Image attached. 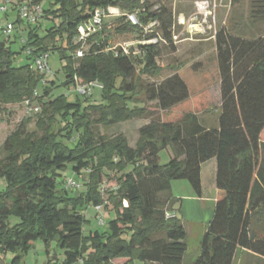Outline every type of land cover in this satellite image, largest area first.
I'll return each mask as SVG.
<instances>
[{
    "label": "trees",
    "instance_id": "1",
    "mask_svg": "<svg viewBox=\"0 0 264 264\" xmlns=\"http://www.w3.org/2000/svg\"><path fill=\"white\" fill-rule=\"evenodd\" d=\"M250 4L251 23H263L264 0ZM24 5L40 7L41 15L30 23L20 19L18 8L8 22L28 26L18 52L10 46L13 31L0 33V105L29 100L39 111L2 147L0 264L8 254L5 264H22L36 241H42L46 255L51 248L62 251V264H183L186 233L173 212L171 183L186 181L199 194L201 165L211 160L216 200L192 264H233L238 249L264 258V36L248 40L221 30L213 51L150 82L163 70L161 43L171 42L170 8L153 11L147 0H27ZM108 7L124 15L87 38L77 58L78 26ZM3 16L8 20L9 11ZM43 18L48 26L39 34L36 24ZM155 22L157 27L145 31ZM152 39L158 42L138 44L128 55L119 47L106 51L112 42ZM42 53L58 55L64 86H75V78L81 85L99 83L101 102L83 104L92 94L83 96L84 102H70L65 95L50 99L52 84L42 85L43 75L32 67ZM22 54L26 63L15 65ZM214 85L221 105L216 125L205 127L198 115L207 110ZM134 120L147 121L134 147L123 135L109 138L96 130ZM31 123L34 131L27 130ZM163 150L170 157L160 164ZM68 167L74 175H87L78 194V188H64V181L74 178L60 180ZM104 183L115 187L105 199ZM88 208L113 216L85 234ZM167 213L175 217L168 219ZM48 259L55 264V257Z\"/></svg>",
    "mask_w": 264,
    "mask_h": 264
},
{
    "label": "rangeland",
    "instance_id": "2",
    "mask_svg": "<svg viewBox=\"0 0 264 264\" xmlns=\"http://www.w3.org/2000/svg\"><path fill=\"white\" fill-rule=\"evenodd\" d=\"M153 6V11L158 9L159 6H166L170 8L173 13V28L171 30V42H162V51L160 55L159 63L163 70L159 74V78H155L150 82H160L173 75L176 71L184 69L189 64L194 62L197 58L206 55L207 53L215 49V36L223 30L225 33L229 32L233 36L242 37L248 40H256L259 37L264 36V22L263 23H251L250 0H147ZM27 0H14L10 3V0H4L1 4L8 6L9 16L6 20L2 15L0 19L1 24L6 25L7 22L15 20L16 10L24 5ZM0 4V5H1ZM204 4V5H201ZM14 6V11H12ZM42 9L46 8V4L40 6ZM106 14V13H105ZM107 15V14H106ZM116 17H105L104 24H111L118 19ZM40 16L38 17V19ZM183 18L181 23L180 19ZM41 23L38 33L42 34V30L48 26V22L45 18L40 19ZM31 27V26H30ZM14 30L10 37V46L14 52H18L23 46L22 41L27 37L28 26L26 25H14ZM18 28V29H16ZM15 35L17 37H15ZM118 43L112 42L110 48L116 46ZM87 47V46H86ZM85 47V48H86ZM26 63L24 54L20 55L15 65ZM47 66L49 69V75L43 76L44 82L42 85L50 86L52 93L50 99H53L59 95H65L70 102L75 99H79L84 102L83 96H78L75 90V86H64L65 80L64 73L61 70L62 64L59 61V57L56 53L48 55ZM92 97H89L83 104H99L101 102V90L92 89ZM47 98V99H49ZM24 100L18 104L0 105V159L4 157L3 144L7 137L17 128V126L27 118H34V114L27 113L24 107ZM88 102V103H87ZM208 108L207 110L199 114L198 116L206 120L207 125H213L216 123V118L219 114V108L221 105L219 85H214L209 89V95L207 98ZM147 106L152 107L151 104ZM215 121V122H214ZM147 123L146 120H134L125 123H120L113 126L101 127L97 126L96 130L99 134L106 137H115L123 135L130 147H134L138 139V129ZM28 131H34V123L27 126ZM169 160L167 151L163 150L159 153L160 164H165ZM209 162V161H208ZM207 163V162H206ZM205 164V163H204ZM214 163L206 164L202 169V180L204 185V193L209 196L211 186L214 178ZM87 175L85 173L74 175L71 172L70 167L61 175L60 180L65 177L74 178L79 185L75 194H78L84 190V184L86 182ZM4 188V182L0 179V189ZM115 187L111 184L104 183L101 187L103 198H106V192L114 190ZM83 214L89 222V228L84 231L88 234L90 231L100 229L99 220L102 224L111 218L113 215L108 214L101 208L86 209ZM105 226V225H104ZM185 239L187 247L183 264H192L200 252V244L203 239V232L201 228L193 227L188 229ZM55 257V264L63 263V252L50 250V255H46L45 248L42 241H36L31 244V247L22 260V264H52L49 263V257ZM11 255L1 256L2 263H8L11 259ZM124 260H116L112 264H124ZM233 264H264V258L247 253L244 250H237Z\"/></svg>",
    "mask_w": 264,
    "mask_h": 264
},
{
    "label": "built area",
    "instance_id": "3",
    "mask_svg": "<svg viewBox=\"0 0 264 264\" xmlns=\"http://www.w3.org/2000/svg\"><path fill=\"white\" fill-rule=\"evenodd\" d=\"M201 5H204V4H201ZM7 12H8V6L6 4H1L0 14L5 15L7 14ZM40 15H41V9L38 6L28 7L25 5H21L19 7V16L21 20H24L30 23L35 22V20L38 19ZM123 15L124 14L118 8H115V7H108L106 9H96L93 12L92 17L86 22L80 24L77 28L78 37L76 38V42L80 44L81 48L77 50L76 57L81 58L83 56V50L86 47L87 38H89L92 34L98 32L99 30H101L104 24L105 17H116V16L121 17ZM127 18L131 22V24L133 25L136 24V20L134 16H127ZM157 26H158L157 22L152 23L146 27L145 31H150V29L155 28ZM13 29H14V26L11 23L7 22L6 25H3L0 22V33L4 34L5 36L10 35ZM157 42H158L157 39H152L149 41H141V42H122L112 48L106 49V51L108 50L113 51L114 49L119 47L122 50V53L124 55H128L130 48H134L138 44L146 45V44H155ZM29 52H30L29 50L26 51L27 54H29ZM48 55L49 54H43V53L39 55L37 58H35L33 62V66H32L35 71H37L39 74L43 76L49 75V72H50L47 66ZM74 81H75V90L77 94H79L80 96H84V97L91 96L92 89H99V90L102 89V86L97 82H91L85 85H81L77 81L76 78L74 79ZM24 107L27 113H30V114H36L39 111L38 106L29 100H26L24 102ZM64 188L65 189H69V188L77 189L78 185L73 179H66L64 181ZM174 217H175L174 214H170V213L166 214V218L168 219H171ZM99 224L100 226L103 225L101 220H99ZM76 264H81V261Z\"/></svg>",
    "mask_w": 264,
    "mask_h": 264
},
{
    "label": "crops",
    "instance_id": "4",
    "mask_svg": "<svg viewBox=\"0 0 264 264\" xmlns=\"http://www.w3.org/2000/svg\"><path fill=\"white\" fill-rule=\"evenodd\" d=\"M4 0H0V4ZM14 0H10V3H13ZM10 14V13H9ZM0 19H2V15H0ZM220 93V91H219ZM202 124L205 127L215 126L217 123L213 125H207L206 120L199 117ZM215 122V121H214ZM168 158L170 157V153L167 151ZM214 163V178L211 186V191L209 196H206L204 193V185L202 180V169L206 164ZM215 171L216 164L214 160H211L203 165L200 168V193L197 194L193 191L191 186L186 181H173L171 183V193L173 198L176 200V204L173 207V212L176 214L177 219L181 220L184 231L188 232V229H193V227H200L203 235L206 232V227L208 222L212 218L213 209L216 200V187H215ZM187 235V233H186ZM239 250V249H238Z\"/></svg>",
    "mask_w": 264,
    "mask_h": 264
},
{
    "label": "bare ground",
    "instance_id": "5",
    "mask_svg": "<svg viewBox=\"0 0 264 264\" xmlns=\"http://www.w3.org/2000/svg\"><path fill=\"white\" fill-rule=\"evenodd\" d=\"M181 23L183 22V18L180 19Z\"/></svg>",
    "mask_w": 264,
    "mask_h": 264
}]
</instances>
